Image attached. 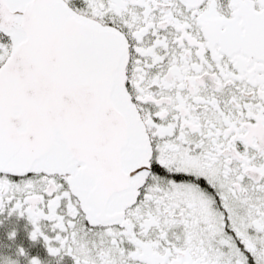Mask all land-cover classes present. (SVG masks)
Masks as SVG:
<instances>
[{
	"label": "snow or ice",
	"instance_id": "6c2138e0",
	"mask_svg": "<svg viewBox=\"0 0 264 264\" xmlns=\"http://www.w3.org/2000/svg\"><path fill=\"white\" fill-rule=\"evenodd\" d=\"M6 223L0 264H264V0H0Z\"/></svg>",
	"mask_w": 264,
	"mask_h": 264
},
{
	"label": "flooded vegetation",
	"instance_id": "af4514ba",
	"mask_svg": "<svg viewBox=\"0 0 264 264\" xmlns=\"http://www.w3.org/2000/svg\"><path fill=\"white\" fill-rule=\"evenodd\" d=\"M23 221H19L17 222V227L20 229L19 231V235H18V241H23L25 243H27V241L25 240V236H24V231H23ZM11 225L6 223L4 227H0V237H2L3 235V232L5 231V228L7 227H10ZM33 252H36V251H41L42 252V249H40V247L37 245L36 247H34L32 249Z\"/></svg>",
	"mask_w": 264,
	"mask_h": 264
}]
</instances>
